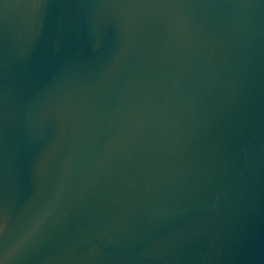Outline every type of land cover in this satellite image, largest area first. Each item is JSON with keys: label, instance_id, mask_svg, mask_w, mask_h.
Here are the masks:
<instances>
[{"label": "water", "instance_id": "obj_1", "mask_svg": "<svg viewBox=\"0 0 264 264\" xmlns=\"http://www.w3.org/2000/svg\"><path fill=\"white\" fill-rule=\"evenodd\" d=\"M0 264H264V0H0Z\"/></svg>", "mask_w": 264, "mask_h": 264}]
</instances>
